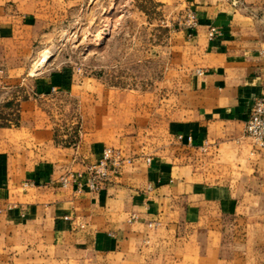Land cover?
<instances>
[{
	"label": "crops",
	"instance_id": "1",
	"mask_svg": "<svg viewBox=\"0 0 264 264\" xmlns=\"http://www.w3.org/2000/svg\"><path fill=\"white\" fill-rule=\"evenodd\" d=\"M184 6L190 45L139 92L30 75L41 16L0 0V112L17 107L0 126V264H264V151L243 135L264 95V0ZM106 147L132 159L118 177L59 186Z\"/></svg>",
	"mask_w": 264,
	"mask_h": 264
},
{
	"label": "rangeland",
	"instance_id": "2",
	"mask_svg": "<svg viewBox=\"0 0 264 264\" xmlns=\"http://www.w3.org/2000/svg\"><path fill=\"white\" fill-rule=\"evenodd\" d=\"M27 3L41 16L38 40L31 47L30 75L47 68L70 73L76 83L92 78L127 91L148 92L158 87L167 58L174 56L170 53L190 45L197 26V20L193 27L188 23L187 16L194 13L187 11L185 0ZM16 110L9 115L0 112V123L17 125ZM74 131L76 141L81 132L79 118Z\"/></svg>",
	"mask_w": 264,
	"mask_h": 264
},
{
	"label": "built area",
	"instance_id": "3",
	"mask_svg": "<svg viewBox=\"0 0 264 264\" xmlns=\"http://www.w3.org/2000/svg\"><path fill=\"white\" fill-rule=\"evenodd\" d=\"M187 20L192 27L196 24L194 14L188 15ZM215 34V28L210 27L207 32L208 39H212ZM260 56L264 58V50L260 52ZM243 135L255 148L264 151V95L254 101L244 125ZM131 163L132 159L126 157L120 150L106 147L99 159L86 165L82 171L67 172L61 176L59 186L63 189L71 188L76 195L98 193L107 183L120 175L123 167ZM135 220L136 217L132 215L129 222ZM148 227L152 225L149 224Z\"/></svg>",
	"mask_w": 264,
	"mask_h": 264
},
{
	"label": "bare ground",
	"instance_id": "4",
	"mask_svg": "<svg viewBox=\"0 0 264 264\" xmlns=\"http://www.w3.org/2000/svg\"><path fill=\"white\" fill-rule=\"evenodd\" d=\"M47 58V56H44V59H43V61L42 62H44L45 61V59ZM43 64V63H42ZM39 65V64H38ZM39 67V66H38Z\"/></svg>",
	"mask_w": 264,
	"mask_h": 264
},
{
	"label": "trees",
	"instance_id": "5",
	"mask_svg": "<svg viewBox=\"0 0 264 264\" xmlns=\"http://www.w3.org/2000/svg\"><path fill=\"white\" fill-rule=\"evenodd\" d=\"M0 126H4V124H1V123H0Z\"/></svg>",
	"mask_w": 264,
	"mask_h": 264
}]
</instances>
